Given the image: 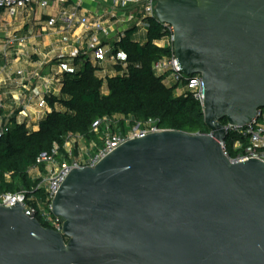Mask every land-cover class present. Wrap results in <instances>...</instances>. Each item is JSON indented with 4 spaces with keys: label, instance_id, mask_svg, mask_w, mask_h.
<instances>
[{
    "label": "water",
    "instance_id": "95a60500",
    "mask_svg": "<svg viewBox=\"0 0 264 264\" xmlns=\"http://www.w3.org/2000/svg\"><path fill=\"white\" fill-rule=\"evenodd\" d=\"M154 1L211 133L151 134L72 171L53 201L63 233L0 207V264H264V163L223 149L224 121L264 110V0Z\"/></svg>",
    "mask_w": 264,
    "mask_h": 264
},
{
    "label": "built area",
    "instance_id": "2783aa9c",
    "mask_svg": "<svg viewBox=\"0 0 264 264\" xmlns=\"http://www.w3.org/2000/svg\"><path fill=\"white\" fill-rule=\"evenodd\" d=\"M55 3L59 5V8L55 7ZM88 3H92L94 8L88 9ZM97 4H102L103 8H95ZM108 4L112 6L106 7ZM54 8L56 11L53 14H44ZM129 8L135 9L136 14L131 13L123 18L119 16L120 10ZM155 8L154 0H0V16L12 21L33 17L31 29L26 34L10 32L8 24L11 25V23L6 22L4 27L6 38L0 52L5 59L10 56L21 58L24 56L25 45L40 29L44 34L51 32L74 34L81 30L82 34L87 36L86 51L92 55L93 60L100 66L113 65L117 61L112 54L114 48L111 44L105 43L104 38L112 36L111 34L115 31L119 32L116 36L118 38L120 33L128 29H136L139 31V36L145 34L149 27L146 21L156 19ZM163 29L165 36L155 44L160 48L169 49L171 56L154 63L153 70L169 85L179 84L180 88H184L183 81L186 80L189 83L188 91L203 105L205 89L203 79L201 76L186 78L181 74L175 56L174 28L163 24ZM82 50V48H75L71 56H78ZM58 51L53 49L51 54H57L56 57L63 56ZM44 65H47V62H43L41 66ZM18 76L22 81H16L13 78L7 81L6 85L12 87L10 94L12 98L9 101L3 98L4 95L0 91V138L9 131L13 120L16 119L35 131L39 128L40 122L52 112L46 96L52 93L49 87H54L58 75L47 79L37 70L26 75L19 72ZM34 83L39 84L41 89L33 99L35 105L30 107L27 104L29 98L23 100L26 98L22 92L29 90V85ZM9 102L10 106H7ZM7 111L8 116H4L3 113ZM119 120L124 122V126L119 124ZM103 127L105 130L100 136L101 144L95 141L88 144L82 137H71L66 144L67 156H61L58 147L50 154H42L37 160V165L29 171L30 177L37 182L36 187H33L30 192L23 189L16 193L1 194L0 207L11 208L19 204L23 207L24 214L31 220L36 219L39 222L41 220L47 226L42 225L44 228L63 233L65 221L54 216L53 201L72 171L95 168L105 157L128 141L166 131L160 127L159 121L154 119L132 125L129 119L105 118L94 123L93 132L100 135ZM226 127L228 133L233 132L239 137L234 144L236 157L231 159L232 162L240 163L255 159L264 163V110L258 112V118L247 128L229 124ZM223 149L225 151L224 143ZM226 155L228 156L227 153ZM6 177L10 179V175Z\"/></svg>",
    "mask_w": 264,
    "mask_h": 264
},
{
    "label": "trees",
    "instance_id": "16d2710c",
    "mask_svg": "<svg viewBox=\"0 0 264 264\" xmlns=\"http://www.w3.org/2000/svg\"><path fill=\"white\" fill-rule=\"evenodd\" d=\"M146 22L149 27L145 34L135 36L137 30L128 29L111 44L117 59L111 66L112 73L98 65L85 50L76 57L68 55L53 60L64 72L57 76L60 94L46 96L52 112L40 122L39 130L29 129L15 119L0 138V195L23 189L32 191L37 182L29 171L37 165L38 158L52 153L56 147L61 156H67L69 138L82 137L88 144L92 141L101 144L100 136L105 129L101 128L97 135L93 125L105 118L129 119L132 125L154 119L165 130L191 135L211 133L205 124L202 103L188 91L189 83L183 81L185 91L178 96L179 84L169 85L153 70V64L170 57L171 51L155 44L165 36L163 25L156 19ZM223 123L227 125L226 121ZM119 124L124 126L122 120ZM238 139L231 132L224 142L230 159L236 157L234 144Z\"/></svg>",
    "mask_w": 264,
    "mask_h": 264
},
{
    "label": "rangeland",
    "instance_id": "374dc122",
    "mask_svg": "<svg viewBox=\"0 0 264 264\" xmlns=\"http://www.w3.org/2000/svg\"><path fill=\"white\" fill-rule=\"evenodd\" d=\"M110 6L112 5L111 4L106 5V7L108 8ZM95 8H103V5L97 4ZM120 11L121 12H119V16L122 18L130 15L131 13L136 14L135 9L133 10L132 8L122 9ZM6 22L11 23V25L8 24L10 26L9 28L10 32H16L18 34H25L28 31H25L24 29H26L27 27L31 28V23H29L27 18L25 17L24 19L12 21L9 18H4L0 16V51L4 43V40L6 38L5 37L6 32L4 30ZM118 33H119L118 31H115L114 34H111L112 36L109 35V37L104 38L105 43L112 44L115 41ZM138 33L139 31H136L135 36L136 35L138 36ZM62 34L63 37L61 39H55L50 36V33L44 34L42 29H40L38 33L32 35L33 39H31L30 42H28L25 45L24 54H23L24 56H21V60L19 63H21L23 59H25L26 61H30V60L40 61L41 63L47 62V65H44L43 68L41 66L42 68L41 73L45 78L51 79L57 71H60L59 67L53 64V60L56 58L55 55H57V54H51L53 49L59 50L58 52L63 56L71 55V53L75 48L78 49L82 48L83 50L86 51L84 40L77 41L76 39L78 38V36L72 38L73 33H71V35H67L66 33L65 34L62 33ZM0 57L3 59V60L1 59L2 61L0 64V71L3 70L5 66L12 65L13 62H15V60L17 59L15 56H10L8 59H5L2 56L1 52H0ZM53 88H54L53 86L49 87V91H51L52 93H54ZM182 91H183L182 89H179L176 92V95L179 96L180 94H182ZM10 98H12V95H10ZM7 106H10V102L9 104H7ZM3 115L8 116V111L3 113Z\"/></svg>",
    "mask_w": 264,
    "mask_h": 264
},
{
    "label": "crops",
    "instance_id": "0c3cea01",
    "mask_svg": "<svg viewBox=\"0 0 264 264\" xmlns=\"http://www.w3.org/2000/svg\"><path fill=\"white\" fill-rule=\"evenodd\" d=\"M61 6L63 7L64 5H61ZM55 7L59 8V5H57L55 3ZM87 7H88V9H91L92 7L94 8V5H92V3H88ZM55 11H56V9L54 8V9H51L50 11H48V12H45L44 14L45 15L47 13H50V14L52 13L53 14ZM27 20H28L29 23H31V20L33 21V17H31V18L28 17ZM30 29L31 28L27 27L24 30L29 32ZM67 35H71V33L67 34ZM50 36L55 38V39H61L63 37V34L60 33V32H51ZM77 36H78V38L76 39L77 41L78 40H84V42L86 43V37L87 36L85 37L84 34H82L81 30H78L77 32H75L72 35V38H75ZM20 60H21V58L16 59L15 62H13L12 65L5 66L4 69L0 71V91H2V93L4 95L3 98H5L6 101L10 100V94L12 93V88H10L11 90L10 89L2 90V89H3V87H9L8 85H6L9 78H13L16 81H22L21 77L18 76L19 72H22V73H24L26 75V74H29L31 72L37 71V70H39L40 72L42 71L43 66L41 68L42 63L40 61H33V60L26 61L25 59H23V61L21 63H19ZM111 66L112 65H108V64H104L103 65V67L106 68L108 73H112ZM58 67H59L60 71H57L54 75H59V74L64 72V69L61 66H58ZM104 74H106V72ZM40 89H41V86L39 84H37V83L36 84L34 83L32 85H29V90L22 92V94H24L25 98H26V99L23 98V100H27V98H29L27 100V102H28L27 104H29L30 107H32V105L33 106L35 105L33 99H34V97H36L38 95V91ZM53 89H54L53 90V92H54L53 94H56V95L60 94V88L57 87V84L54 85ZM179 89L183 90L182 91V94H183L185 89L184 88H180V87H179ZM182 94H180V95H182ZM37 130H39V128L36 129L35 131H37Z\"/></svg>",
    "mask_w": 264,
    "mask_h": 264
}]
</instances>
